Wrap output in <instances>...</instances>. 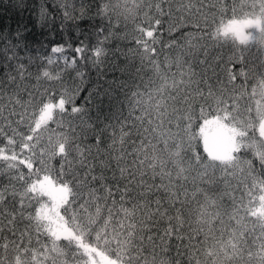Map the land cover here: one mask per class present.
Returning a JSON list of instances; mask_svg holds the SVG:
<instances>
[{"label":"trees","instance_id":"trees-1","mask_svg":"<svg viewBox=\"0 0 264 264\" xmlns=\"http://www.w3.org/2000/svg\"><path fill=\"white\" fill-rule=\"evenodd\" d=\"M75 3L77 6L81 3L87 5L89 14L66 20L57 0H0V76L13 69L17 61L29 64L31 60L29 67L36 71L45 59L51 57L53 65L49 68L61 72L62 80L56 81L55 87H52V81L45 82L50 89L44 95L45 102L51 97L59 101L66 91L72 95V103L66 105L65 113L55 109L53 121L48 126L57 132L75 133L77 137L83 135L81 129L86 127L81 121L90 124L94 131H103L112 125L119 127L128 119L133 97L139 93L144 97L145 107L152 112L150 123L154 131H159L155 127L157 123L170 121L175 126L182 120L186 128L182 148L192 154H206L215 168L231 169L234 186L250 185L257 177L248 171L244 161L264 153V137L260 133V127L264 125V0H167L166 3L164 0H75ZM211 4L215 5L214 11H209ZM98 6L100 15H96ZM42 9H46L43 17ZM201 12L207 15H201ZM158 18L164 27L156 37L147 36L146 30L144 35L140 34L138 29L143 24ZM240 23H244V29L234 32L233 25L238 27ZM197 25L201 29L199 32L195 30ZM181 28L185 30V37L176 36L174 39L176 30ZM138 39L149 42L147 51L136 43ZM153 43L155 57L152 56ZM56 46H62L64 52L53 53ZM78 47H85L86 53H75ZM95 49L101 50L99 57L92 55ZM233 56L240 60L228 63ZM65 59L69 63L77 60L75 66L65 71ZM206 59L215 72L202 63ZM204 68H208L207 72L202 71ZM229 68L244 74L233 80L227 71ZM32 83L35 84V80ZM38 90L42 95L45 92L44 88ZM39 99L37 97V101ZM202 105L204 119L200 118ZM73 106L80 112L72 114ZM34 111L38 119L39 109ZM215 116L223 117L239 132V146L231 159L213 158L203 146L202 123ZM56 121L69 122L57 124ZM171 131L175 134L177 128L173 127ZM110 134L109 128L104 136L106 143L110 142ZM70 139L63 143L55 141V147L44 150L41 156H34L28 168L42 169L39 173L41 179L48 178L65 185L54 153L57 150L71 153L69 159L78 164L80 153L72 148ZM86 143H95L93 132L87 133ZM139 155L144 156V151L141 150ZM155 155L150 153L144 158L158 164ZM35 179L33 175L32 180ZM67 185L70 195L60 207H56L36 183L34 185L44 207L35 208L33 223L43 225L42 231L57 244L70 238L77 225L88 220V210L77 200L80 186L71 182ZM252 191L257 197L260 194L258 189ZM82 194L85 198L89 195L86 191ZM48 203L56 208L55 214L48 212ZM193 216L194 226L197 222L203 223L195 210ZM99 221L100 214L92 210L93 226L103 231ZM66 227L70 229V235L55 232ZM211 227L212 224L208 223L205 231ZM153 235L155 246L137 233L136 240L143 244L140 247L125 235L117 239L109 229L110 242L101 241L97 249L104 257L100 264H129L132 257H136L139 264H173V261L175 264H189V250L185 246L177 241L169 245L166 239L161 241L155 236V232ZM219 239L217 236V242ZM223 241L213 249L209 246L213 243L209 237L202 245L207 255H200V264H229V261L231 264H246L250 257L244 246L228 235L223 236ZM256 251L264 257V250L259 246ZM58 255L60 251L51 250V245L43 250L37 245L29 259L33 264H51L52 258ZM255 264H260V260L257 259Z\"/></svg>","mask_w":264,"mask_h":264},{"label":"snow or ice","instance_id":"snow-or-ice-1","mask_svg":"<svg viewBox=\"0 0 264 264\" xmlns=\"http://www.w3.org/2000/svg\"><path fill=\"white\" fill-rule=\"evenodd\" d=\"M57 3L66 20L89 14L88 6L83 3L77 6L75 0H57ZM214 10L215 5H209V11ZM160 12L163 16L162 7ZM41 14L43 17L46 9H42ZM96 15H100L99 6ZM168 15H172L171 11ZM163 27V21L158 18L146 22L138 31L144 35L146 30V35L154 38ZM170 27L175 28V25ZM195 30L201 31L198 25ZM176 36L185 37V30L177 29L173 38ZM136 43L147 51L148 41L138 39ZM86 50L78 47L75 53L84 55ZM52 52L63 53L64 48L56 46ZM92 55L99 57L101 50H93ZM152 56H156L154 43ZM233 60L240 58L233 56L228 63ZM76 61L73 59L69 63L65 59L64 70L73 68ZM202 63L212 68L209 60ZM29 64L17 61L13 69L0 76V264H33L29 257L37 245L41 250L51 245V250L60 251L51 264H100L104 257L97 249L101 241L110 242L109 229L117 239L125 235L140 247L143 244L136 240L137 233L153 246L156 244L154 232L169 245L177 241L189 250V264H200V255H207L202 245L209 237L213 241L209 246L216 249L224 243L223 236L228 235L244 246L250 257L246 264H255L257 259L264 264V257L256 251L257 246L264 250V179L259 178L264 177V153L244 161L248 171L257 178L248 186H234L231 169L215 168L206 154H192L181 147L186 133L182 120L175 126L170 121L157 123L155 127L159 131H154L150 123L152 112L145 107L144 97L139 93L133 97L128 119L119 127L112 125L103 131H94L90 124L81 121L86 127L81 129L83 135L80 137L75 133L54 131L48 126L53 121L54 110L58 108L60 113H65L66 105L72 103V95L66 91L58 103H54L56 97L45 102L44 95L50 90L45 82L52 81L55 87V82L62 80V73L49 68L53 65L51 57L36 71H32ZM208 68L202 71L207 72ZM212 70L215 72V68ZM227 71L233 80L244 74L233 72L231 68ZM39 88L45 89L43 95ZM145 93L150 96L147 89ZM34 109H39V118L45 111L49 113L40 128L36 127L39 119ZM79 112L78 107L71 108L72 114ZM200 118L204 119L203 105ZM68 122L56 121L57 124ZM188 124L190 126V120ZM173 127L177 128L175 134L171 131ZM109 128L110 142L106 143L104 136ZM88 132L94 133L95 143H86ZM69 137L72 148L80 153L79 163L69 159L71 153L59 150L54 153L55 163L61 170L59 175L64 178L65 186L69 182L80 186L77 200L88 210V220L78 224L70 238L57 244L42 231L43 225L33 223L35 208L44 207L34 187L41 180L42 169L28 168V165L33 163L34 156H41L49 147L54 148L55 141L63 143ZM141 150L144 156L139 155ZM150 153L156 154L154 158L159 160L158 164L144 158ZM252 189L259 190L258 197ZM85 191L89 193L87 198L82 194ZM47 210L51 214L56 212L50 203ZM92 210L100 214L98 223H102L103 231L93 226ZM194 210L203 221L196 226L193 225ZM208 223L212 227L205 231ZM217 236L220 237L218 242ZM232 248L236 250L235 245ZM129 264H139V260L132 257Z\"/></svg>","mask_w":264,"mask_h":264},{"label":"rangeland","instance_id":"rangeland-1","mask_svg":"<svg viewBox=\"0 0 264 264\" xmlns=\"http://www.w3.org/2000/svg\"><path fill=\"white\" fill-rule=\"evenodd\" d=\"M243 26L244 23H240L238 27L237 25H233L234 32H236V29L240 32L241 29H244ZM54 103H58V101ZM48 116L49 113L47 111L42 113L40 118L38 117L39 121L36 127L40 128L41 125L45 123ZM260 133L264 137V125L260 127ZM201 135L205 150L213 158L221 160L231 159L239 146L238 130L228 125L225 119L220 116L209 117L204 120L201 126ZM36 186L41 192L52 199L56 207H60L65 203L70 195V187L68 185L57 184L48 178H42L36 183ZM50 227L54 228L53 225H50ZM55 232L61 235L71 234L70 229L67 227L65 230H55ZM103 264L112 263L106 262Z\"/></svg>","mask_w":264,"mask_h":264}]
</instances>
